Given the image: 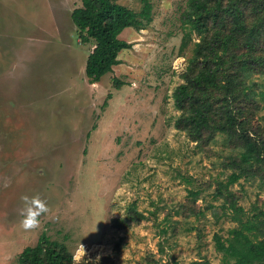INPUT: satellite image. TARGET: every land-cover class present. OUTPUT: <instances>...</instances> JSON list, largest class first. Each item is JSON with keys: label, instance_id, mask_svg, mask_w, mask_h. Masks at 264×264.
<instances>
[{"label": "rangeland", "instance_id": "rangeland-1", "mask_svg": "<svg viewBox=\"0 0 264 264\" xmlns=\"http://www.w3.org/2000/svg\"><path fill=\"white\" fill-rule=\"evenodd\" d=\"M114 1L136 12L142 6ZM185 2L150 0L152 20L121 33L130 47L91 84L85 64L93 44L80 42L71 20L80 0H0V264H18L42 234L77 258L81 243L85 258L112 256L114 264H139L150 255L160 264H222L215 236L226 238L236 224L222 215L213 192L231 172V150L218 135L203 151L175 127L172 94L191 49H181ZM254 79L264 87V77ZM189 189L200 192L194 204ZM231 190L246 211L264 199L258 180L242 178ZM37 194L49 212L40 228L25 231L21 197ZM132 202L147 218L128 230L113 228L110 220ZM191 207L203 216L185 218ZM168 213L181 224L164 240L163 223L156 224Z\"/></svg>", "mask_w": 264, "mask_h": 264}, {"label": "trees", "instance_id": "trees-1", "mask_svg": "<svg viewBox=\"0 0 264 264\" xmlns=\"http://www.w3.org/2000/svg\"><path fill=\"white\" fill-rule=\"evenodd\" d=\"M80 3L72 11L71 20L80 42L93 44L85 75L94 84L112 72L120 63L119 53L130 47L119 38L121 33L128 28L144 29L152 20V5L150 0H141V9L136 12L114 0ZM179 20L181 49H191L181 74L183 82L172 94L173 105L179 111L175 127L203 151L218 135L231 150L226 156V167L231 172L225 181H215L213 198L223 201L222 215L236 225L227 231L226 238L215 236L216 248L223 255L222 264H264V199L261 206L255 203L246 211L231 190L242 178L258 180L264 189V117L258 115L263 107L264 87L254 79L264 77V0H186ZM115 82L118 86L121 83ZM188 192L194 204L200 192ZM185 212V218L198 219L204 214L198 207ZM175 214L181 216L183 212L177 210ZM145 218L132 202L123 216L112 218L110 223L117 230H128ZM161 223L159 235L165 240L167 234L178 232L181 221L170 219L168 213L156 225L160 227ZM162 243L160 253H164ZM121 244L119 239L116 251ZM142 262L139 264H160L152 255ZM171 262L178 264L175 258ZM18 264H74V260L64 243L42 234L35 246L20 252ZM99 264H114V259L105 256ZM195 264L211 263L201 260Z\"/></svg>", "mask_w": 264, "mask_h": 264}, {"label": "clouds", "instance_id": "clouds-1", "mask_svg": "<svg viewBox=\"0 0 264 264\" xmlns=\"http://www.w3.org/2000/svg\"><path fill=\"white\" fill-rule=\"evenodd\" d=\"M23 207L20 210V226L25 231H32L41 227L40 217L49 212L47 202L37 194L32 197L22 196ZM79 252V258L73 256L74 264H99L100 254L97 255L95 260H85V256L88 255L85 246L79 243L76 249Z\"/></svg>", "mask_w": 264, "mask_h": 264}]
</instances>
